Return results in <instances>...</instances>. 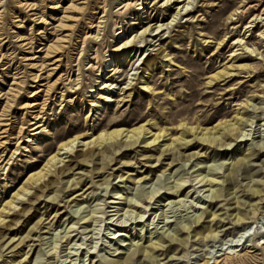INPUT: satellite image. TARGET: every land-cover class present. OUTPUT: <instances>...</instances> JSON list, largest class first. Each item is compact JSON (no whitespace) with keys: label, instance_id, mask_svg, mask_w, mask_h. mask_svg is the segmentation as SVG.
<instances>
[{"label":"rangeland","instance_id":"374dc122","mask_svg":"<svg viewBox=\"0 0 264 264\" xmlns=\"http://www.w3.org/2000/svg\"><path fill=\"white\" fill-rule=\"evenodd\" d=\"M163 1L142 0L143 9L122 11L121 0H0V156L9 157L20 128L30 129L33 111L44 106L43 128L8 170L0 171V215L5 219L0 233L6 234L5 243L13 238L0 251V264H120L127 248L149 247L150 239L174 234L205 210L216 217L206 214L193 232L180 233L185 244L166 243L152 251L162 264H264V23L246 28L256 11L240 12L257 0H191L190 12L178 15L160 35L119 49L149 23L172 18L177 0L168 6ZM74 4L82 9H73ZM99 20L100 39L88 38L84 45ZM237 38L257 52L242 47ZM52 44L61 46L48 54ZM97 51L99 71L90 67ZM78 65L80 89L64 91L65 78ZM222 69L230 76L210 84L211 75ZM103 81L116 87L106 91ZM131 81L133 89L124 94L121 89ZM144 82L152 90H143ZM36 102L37 108L29 107ZM241 102L249 103L248 113H242ZM236 114L248 119L242 125L244 139L222 147L194 140L182 152L199 154L172 166V152L157 162L165 139L152 148L114 152L109 165L101 156L85 163L71 155L65 163L73 169L63 176L53 171L49 179L57 182L47 188L28 181L60 142L75 135L91 139L103 130L146 122L153 132L166 130L173 139L182 122L206 127ZM244 156L246 161L229 176L234 162ZM209 169L220 173L217 178L225 188L210 205L205 199L212 195L199 182ZM69 179L79 184L68 186ZM103 180L108 182L100 185ZM176 183L184 185L179 197L168 194ZM254 183L261 184L258 195L249 191ZM24 186L32 193L20 210L3 212ZM43 191L45 196L33 203ZM178 198L182 201L169 203ZM27 206L32 209L24 214ZM236 208L246 215L244 220L237 221ZM89 216L93 222L84 223L82 218ZM237 244L235 254H223ZM140 260L131 264L149 263Z\"/></svg>","mask_w":264,"mask_h":264},{"label":"bare ground","instance_id":"6f19581e","mask_svg":"<svg viewBox=\"0 0 264 264\" xmlns=\"http://www.w3.org/2000/svg\"><path fill=\"white\" fill-rule=\"evenodd\" d=\"M163 1V0H162ZM176 0H164L163 1V6H168L172 2H175ZM104 3V2H103ZM121 7L120 9L122 11H129L132 7H138L141 9L142 5L144 4L142 0H121ZM177 7H176V12L173 14L172 18L168 22H155V23H149L147 26L142 28L139 32H136L135 34L131 35L129 38H127L120 46L119 49L123 48H129V47H136L138 43L144 42V38L146 36H153L156 37L160 35L165 29L164 26L172 25L174 21H176V18L180 14H187L190 12V4L191 0H177ZM264 3V0H257V3L253 4L251 2H248L246 5H244L241 9L242 15L247 14L249 12L256 11L254 15L251 17V20H249L246 28H251L255 23L257 22H263L264 23V7L260 9V5ZM30 5V4H29ZM107 6V5H106ZM77 4H74L73 9H80ZM106 8V7H105ZM144 8V7H143ZM142 8V9H143ZM82 9V8H81ZM104 10V9H103ZM120 10V11H121ZM103 14V13H102ZM132 14V13H131ZM41 18V16L39 17ZM102 20L97 21V23L93 26L92 28L95 29L94 32L92 31L84 38L86 40L88 38L93 39L95 41H98L100 39V32L102 28ZM264 26V25H263ZM90 30V29H89ZM249 30V29H248ZM261 36L264 39V31L261 32ZM64 37L59 38V40H63ZM64 41V40H63ZM243 38H237L236 42L240 43L242 47L246 48L252 53H256L257 50L254 48H249L248 44H245V42H242ZM85 45V43H84ZM83 45V46H84ZM60 44H55V45H49L48 46V54L51 53H57V51L60 48ZM83 51V49H82ZM139 49L137 50V52ZM136 52V53H137ZM95 53V52H94ZM135 53V54H136ZM142 54V53H141ZM260 55V53H257ZM80 57V56H79ZM169 54L164 53L163 58L164 60H169L168 59ZM96 59L94 63L90 65L91 68H93L95 71L100 70L99 66V61H98V51L95 57ZM58 60V58H57ZM146 61V60H145ZM145 61L142 63V65L145 64ZM41 66V65H40ZM76 69V71H73L72 73L70 72L68 76L65 78V86L66 90H70V92H75L74 90H78L81 87V68L80 65ZM244 67V66H243ZM138 69V68H135ZM114 70V69H112ZM139 72L137 71L136 73H131L133 75H137ZM38 75V74H37ZM139 76V75H138ZM230 76V72L228 70L222 69L214 74L211 75V79L209 81L210 84H212L214 81H223L226 80ZM137 77V76H136ZM38 78V76L36 77ZM139 78V77H137ZM132 80V79H131ZM135 80V78H133ZM59 81V80H58ZM57 81V82H58ZM48 83V81H47ZM149 83V82H148ZM51 85V83H49ZM103 87L106 91H111L116 87V85L110 83L108 84L106 81L102 82ZM134 82H128V84L123 87L121 90H124V94L127 93L129 90H132L134 87ZM45 85V84H44ZM46 86V85H45ZM152 90V88L149 86V84H146L144 82L143 90ZM49 92V91H48ZM50 93V92H49ZM48 93V95H49ZM9 94V93H8ZM47 94V93H46ZM65 93L63 92L61 94V99L60 101L64 99ZM51 96V95H50ZM48 98V97H47ZM107 99V96H106ZM73 100V99H72ZM110 100V99H109ZM49 102V101H48ZM45 103V102H44ZM42 104V103H41ZM62 104V103H61ZM242 109H244V114L248 113L249 109V103L248 102H241ZM40 105V103H32L29 107L32 108H37ZM42 106V105H41ZM44 106H42L38 111L35 110L33 111V116L32 121L30 120V129H28L25 132V128L21 127L18 133V136L16 137V142L13 143L14 149L10 153L8 158H3V156H0V171L6 172L9 168L10 161L14 158L15 155L19 154L23 148H26L28 143L34 141V136L37 135L40 131L41 128H43L44 123H42V109ZM241 113V112H240ZM248 121L243 114L239 116V114H236L232 119H220L216 124L212 126H206L202 127L200 124H197L196 126L189 124V122H182L180 123L181 127V133L176 136L175 138L169 137L170 133L167 132L166 130H159L158 132H153L149 127H147L146 122H142L136 125H133L131 127H117L113 128L110 130H103L97 136H92L91 139H82L80 135H75L73 137H70L58 145L57 150L52 153L46 163L42 166L41 169L34 171L31 173L28 177V181L32 182V185H35L36 188L38 187H50L56 184V180H50L49 177L52 175L53 171L56 172L58 170V174L63 176L65 174H68L73 167L68 163H65V158L70 157L71 155H75L74 157L77 158V162H85L87 163L90 159H94L95 157L101 156L103 159H109L107 165H109L111 162H113L115 159L110 157L109 155L114 153V152H121L123 154V151L127 150H132L135 149L138 146H144L148 148H152V146H156L161 143V141H164L165 139L167 140L165 143H162L163 151L162 153L157 157V162L161 161V158L166 155L167 152H172L171 154L173 155L171 161L169 162V166H172L173 163L177 160L180 159H192L199 153L193 152L189 154H185V152H182L184 148H187L191 142L194 140L200 141L201 143H204L208 145L209 147H222L225 145H232L233 141H239L242 140L245 135H243V123L245 120ZM2 123V122H1ZM0 123V124H1ZM6 125V124H5ZM264 125V124H263ZM7 126V125H6ZM5 130V129H4ZM3 131V130H2ZM6 132V131H4ZM26 134V135H24ZM169 137V138H168ZM244 139V138H243ZM3 142V141H2ZM7 143V142H5ZM23 144H25L23 146ZM81 147V148H80ZM191 147V146H190ZM188 149V148H187ZM246 157L238 158L234 162V167L231 169L229 172V176L232 174L236 173L237 168L242 164V161H246ZM75 165V164H74ZM212 170L209 169L206 174L202 175V177L199 179V182L202 183L201 186L208 187L206 188V191H210L212 198L210 201L208 199H205L209 202L208 205L211 204L212 201L216 200L217 198L221 197L224 193L225 188L220 187L221 185V180H219L217 177L220 175V173L216 172H211ZM102 175V172H100ZM223 181V180H222ZM108 180H103L100 185L107 183ZM225 182V181H224ZM42 184V185H41ZM44 184V185H43ZM68 186H73L77 185L78 183H71V180H67ZM255 185V186H254ZM261 184L259 183H254L252 186L249 187V191L251 192L252 195H258L262 192V189L259 188ZM183 183H176L169 189L171 190L168 194L172 195L173 197H179L180 191L182 188ZM42 188V189H43ZM30 187L24 186L22 188V193L16 192L13 197L6 203L5 207L2 208V211L5 213L10 212L11 210H16L18 209V206L26 200V196L29 195L31 192ZM46 191V190H44ZM43 193L41 194H36V192H33V194H36L33 199V203L38 200L40 197L45 196ZM151 197V196H150ZM170 197V196H169ZM57 199V198H56ZM151 200L154 199V197L150 198ZM203 199V198H202ZM151 200L149 202H151ZM182 201V198H178L175 200H171L169 203H179ZM114 202V201H113ZM112 202V203H113ZM235 202L239 205L242 203V200H239L238 198L235 200ZM169 205V204H168ZM167 206V205H166ZM131 207L136 208V209H141L140 206L134 204L131 205ZM148 207V206H147ZM6 209L8 212H6ZM32 207H22V212L24 214H27L31 211ZM208 209V208H207ZM20 210V209H18ZM236 213L235 215L237 216V221H242L246 217L242 216L243 214L240 212L239 208H236ZM144 211V210H143ZM127 212V210H126ZM211 215L212 217H216V212H208L205 210L202 214L197 216L193 223L191 224H181L180 228L175 231L174 234H169L168 237H161L158 238L156 241H152L150 239V244L149 247L146 246H139L136 247L135 249L127 248V252L125 253L126 255L123 256L120 260V264H131L132 262L136 260L142 259V257L145 259H148V264H162L161 260L158 259L157 256H154L155 253H152V251H155L158 248H163L166 246V243L169 244H185L186 242L184 239L180 238L178 235L183 232H193L194 229L200 224L201 221L204 220L205 215ZM241 214V215H240ZM141 217H144V215L141 214ZM94 216H89V217H84L82 220L84 223H92L93 222ZM20 220V219H19ZM17 220V222H19ZM5 219L1 218L0 215V224L4 223ZM10 224V223H9ZM14 226V224H10L9 226ZM8 226V225H7ZM88 227V226H86ZM28 235L27 237H29ZM26 237V238H27ZM69 237V236H68ZM264 239V238H263ZM13 238L5 243L6 241V234L0 233V251L7 245L11 243ZM23 241V240H22ZM234 241V240H233ZM5 244V245H4ZM239 244L235 245L236 248L228 249V251L224 252L223 254H235L238 250ZM11 245L8 247L10 248ZM226 249V250H227ZM2 253H0V257ZM164 254V252H163ZM221 254L220 256H222ZM239 255V254H238ZM137 256V257H136ZM173 257V256H171ZM141 261V260H140ZM222 261V260H221ZM167 264V263H165ZM201 264H209L207 262L201 263Z\"/></svg>","mask_w":264,"mask_h":264}]
</instances>
